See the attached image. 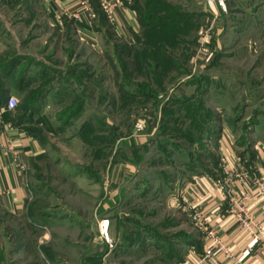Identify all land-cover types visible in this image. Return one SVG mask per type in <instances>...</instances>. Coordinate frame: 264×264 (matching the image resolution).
<instances>
[{"label": "rangeland", "instance_id": "1", "mask_svg": "<svg viewBox=\"0 0 264 264\" xmlns=\"http://www.w3.org/2000/svg\"><path fill=\"white\" fill-rule=\"evenodd\" d=\"M155 2L150 14L178 24L144 53L140 28L125 42L98 17L88 45L69 19L52 26L41 0H0V65L22 60L0 67L20 106L9 117L43 156L28 162L21 215L0 211V264H190L183 240L200 225L188 182L221 176L199 128L224 126L241 168L264 167V43L234 40L232 21L216 27L208 0Z\"/></svg>", "mask_w": 264, "mask_h": 264}, {"label": "crops", "instance_id": "2", "mask_svg": "<svg viewBox=\"0 0 264 264\" xmlns=\"http://www.w3.org/2000/svg\"><path fill=\"white\" fill-rule=\"evenodd\" d=\"M97 1L100 8V0ZM111 1L115 2L113 19L108 20L111 28L119 39L129 42V35L139 30L133 6L137 0ZM41 2L52 26L61 27V22L69 19L82 41L88 45L96 44L102 30L96 29L98 14L92 0ZM206 10L218 28L223 27L225 19L234 23L231 27L235 31L234 40L244 38L246 42L261 40L264 43V0H226V11L217 7H206ZM193 53L200 56L199 48ZM12 111L0 109V211L21 215L27 199L28 162L41 152V148L32 134L20 129L7 116ZM223 129L224 126L217 127L204 139L217 142L220 161L216 171L221 176L210 169L193 175L186 193L193 198L192 206L200 212L201 222L216 231L224 250L210 241L200 228L198 236L188 238L192 242L188 244L191 249L183 257L190 264H264V189L259 187V181L264 182V167L256 164L251 171L241 168L242 160L237 157L234 144ZM230 196L239 202L235 208L243 209L250 224L255 226L251 231L236 221L229 207ZM257 228L262 231L258 242L252 235ZM207 250L209 254L205 256Z\"/></svg>", "mask_w": 264, "mask_h": 264}, {"label": "trees", "instance_id": "3", "mask_svg": "<svg viewBox=\"0 0 264 264\" xmlns=\"http://www.w3.org/2000/svg\"><path fill=\"white\" fill-rule=\"evenodd\" d=\"M91 3H92V6H93V9L96 11V14H98V17H99L100 21L101 20L104 21V22L107 21L108 19L106 17V14H103L101 8H99L98 1L97 0H92ZM155 5H156L155 0L154 1L149 0L145 4L144 11L139 7L138 4L133 5L134 6V12L137 15V19H138V23H139V28L142 29V34L144 36V39H142V44L145 45V48H144V51H143L144 53L147 52V51H150V45H149V43H150L151 40H153V38L159 32L160 29L166 27V29L171 30V27H173L176 24H178L176 22H172L173 20L170 21L168 19L169 17H167L168 20L165 21V19H164L165 17H158V15L155 12H153L152 14H150L149 13V10L152 7L154 8ZM160 18H162L165 22L162 21ZM158 19H160V20H158ZM150 20L151 21L154 20L153 24H150L148 22ZM183 23H186V22H183ZM96 29L97 30H101L102 29L101 22L97 24ZM136 40H137V42L140 41L139 38H137ZM122 44H124V43H122ZM126 47H127L126 45H122L121 51H118V55H120V53H122V50H127ZM147 57H149V56H147ZM157 57L158 56L155 54L154 56L150 55L149 58L151 60L156 61V58ZM158 59H160L163 62H172V61L169 60V56H168V53L166 51H162L160 53V56L158 57ZM21 61H22L21 59L16 60L15 62H14V60H13V62H12V60H9V61L6 62V64L5 63L4 64H1L0 67L4 68L6 70H7V68H9L11 70V68H10L11 66L13 68V66H15L16 64H18ZM157 62L155 63V67L156 66H159V62L158 63ZM20 71L18 73H20ZM13 88H15V87L11 83H6L5 84L3 82H0V109H3V110H6L7 109V106H6L7 100H8L7 98H8V95L11 94V89H13ZM51 90H53V87L51 85L44 86L41 89H39V90L31 93L28 98H30L31 101H34V100H37L38 101V100L41 99V96L43 94H46V93H48ZM19 107L20 106H18V103H17V105L14 107L13 110L17 111L19 109ZM9 114H7V116H9ZM14 124L17 125L16 123H14ZM207 125H208L207 128H205V127H200L199 128V130H200V133L199 134L200 135L198 136L199 137V140H197L198 141V144L197 145L199 146V149H202V147H203V145H202L201 142L204 141V139H206L209 136H211L212 135V132L218 127L215 124L214 125L210 124V121L207 123ZM23 130L28 131L30 134H32L36 138V136L31 131H29L27 128L26 129H23ZM41 154H42L41 152L38 153L35 157L31 158L30 160H32L34 158H38V157L43 158V156H41ZM183 241L184 242L186 241L185 243H188V244L189 243H192L190 241V239L183 240Z\"/></svg>", "mask_w": 264, "mask_h": 264}, {"label": "built area", "instance_id": "4", "mask_svg": "<svg viewBox=\"0 0 264 264\" xmlns=\"http://www.w3.org/2000/svg\"><path fill=\"white\" fill-rule=\"evenodd\" d=\"M224 2L225 0H208V6L209 8L212 7H217V8H221L224 9ZM114 4L115 2L111 1V0H100V8L103 12V14H106V17L109 21H111L113 19V8H114ZM7 110L9 109H14V107L17 105V99H15L14 96L12 95H8L7 98ZM1 145V144H0ZM259 187L263 190L264 189V182L259 181ZM229 196V195H227ZM230 202H231V211L232 213H234L236 221L241 224L244 227H247L250 231L252 228H254L255 226L252 224H250V220L246 218V214L245 211L243 209H237L235 208V206L237 205V200L235 198H233L232 196H230ZM196 217V221L199 223L200 228L203 229V231L206 233L207 237L210 239V241H213V243L217 246H219L222 250V244L221 241H219V238L217 236L216 231L213 228H208L202 221V217L201 214L199 212H196L195 214ZM256 233L252 234L253 235V239L255 241H260L261 235H262V231L261 229L259 230L258 228L255 229ZM207 254H209V250L205 251V256H207Z\"/></svg>", "mask_w": 264, "mask_h": 264}, {"label": "bare ground", "instance_id": "5", "mask_svg": "<svg viewBox=\"0 0 264 264\" xmlns=\"http://www.w3.org/2000/svg\"><path fill=\"white\" fill-rule=\"evenodd\" d=\"M106 225H107V223L102 224L103 232H105ZM104 226H105V228H103Z\"/></svg>", "mask_w": 264, "mask_h": 264}]
</instances>
